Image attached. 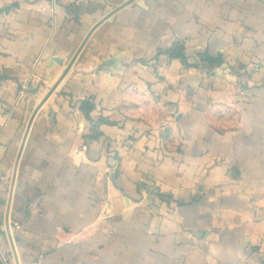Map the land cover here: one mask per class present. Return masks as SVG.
Masks as SVG:
<instances>
[{
    "label": "crops",
    "instance_id": "obj_1",
    "mask_svg": "<svg viewBox=\"0 0 264 264\" xmlns=\"http://www.w3.org/2000/svg\"><path fill=\"white\" fill-rule=\"evenodd\" d=\"M0 254L264 264V0H0Z\"/></svg>",
    "mask_w": 264,
    "mask_h": 264
},
{
    "label": "built area",
    "instance_id": "obj_2",
    "mask_svg": "<svg viewBox=\"0 0 264 264\" xmlns=\"http://www.w3.org/2000/svg\"><path fill=\"white\" fill-rule=\"evenodd\" d=\"M0 264H9L7 256L0 254Z\"/></svg>",
    "mask_w": 264,
    "mask_h": 264
},
{
    "label": "water",
    "instance_id": "obj_3",
    "mask_svg": "<svg viewBox=\"0 0 264 264\" xmlns=\"http://www.w3.org/2000/svg\"><path fill=\"white\" fill-rule=\"evenodd\" d=\"M53 61L59 63V60L57 58H54Z\"/></svg>",
    "mask_w": 264,
    "mask_h": 264
},
{
    "label": "trees",
    "instance_id": "obj_4",
    "mask_svg": "<svg viewBox=\"0 0 264 264\" xmlns=\"http://www.w3.org/2000/svg\"><path fill=\"white\" fill-rule=\"evenodd\" d=\"M174 54H175L174 51H172V52H171V55H174Z\"/></svg>",
    "mask_w": 264,
    "mask_h": 264
}]
</instances>
